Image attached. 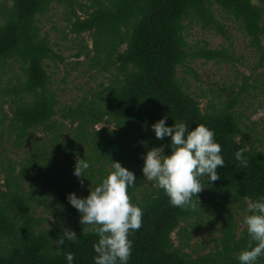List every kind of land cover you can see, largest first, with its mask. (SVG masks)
Instances as JSON below:
<instances>
[{
    "label": "trees",
    "instance_id": "16d2710c",
    "mask_svg": "<svg viewBox=\"0 0 264 264\" xmlns=\"http://www.w3.org/2000/svg\"><path fill=\"white\" fill-rule=\"evenodd\" d=\"M53 3L68 9L70 33L91 34L93 65L102 71L113 67L115 74L87 104L62 110L61 117L70 118L71 124L78 121L76 131L64 141L54 137L53 144L70 152L85 144L89 153L81 152L80 165L71 169L59 164L44 145L35 144L20 174L30 166L54 191L51 211L75 220L91 206V193L101 205L107 194L132 198L143 174L137 166L144 161L136 141H147L150 153L160 149V162L151 163L153 183L139 202L116 206L103 222L72 236L61 231V216L50 222L36 216L34 194L25 193L18 178L7 174V190L0 191V264H264V150H247L244 140H236L238 116L232 111L247 91V78L220 108L201 111L176 77L177 67L188 57L216 62L230 57L225 50L190 47L185 39L186 26L193 22L225 34L212 8L238 24L249 45L260 51L261 66L263 7L251 0H90L88 6L80 0H3L0 68L15 64L21 74L0 89L12 107L1 134H14L17 147L29 142V132L36 128L57 132L52 117L58 100L49 87L45 61L61 58L38 24ZM75 6L86 8L84 18ZM101 122L113 123L114 129L88 133ZM107 159L113 165L103 174ZM247 200L252 209L246 208ZM200 202L205 204L201 207ZM209 209L220 222V249L205 255L185 252L191 248L188 221L198 225ZM236 211H245L249 221L237 237L232 218ZM176 229L179 245L171 239Z\"/></svg>",
    "mask_w": 264,
    "mask_h": 264
},
{
    "label": "rangeland",
    "instance_id": "374dc122",
    "mask_svg": "<svg viewBox=\"0 0 264 264\" xmlns=\"http://www.w3.org/2000/svg\"><path fill=\"white\" fill-rule=\"evenodd\" d=\"M2 1L0 0V2ZM251 2L261 5L264 10V0H251ZM80 3L86 6L91 4L90 0H80ZM87 10L92 11V9ZM67 11L68 9H65L63 5L53 3L50 10L39 17L38 22L41 34L47 36L52 50L61 58V60L45 61L49 87L58 100L55 114L52 117L53 127H56L57 132L36 128L29 132L31 140L21 147H17L13 140L14 134H11L10 137L7 133L1 134V129L7 127L12 117V107L9 105V98L0 91V191L7 190L5 187L7 174L17 177V182L20 183L22 190L25 193L34 194L32 204L35 208V215L47 217L48 222L57 220L61 216L64 220L61 224V231L72 236L75 230L82 232L103 222L108 214H112L116 206L131 207L134 203L139 202L144 192L151 189L150 184L152 185L154 178V169L151 163L159 164L160 149L150 153L147 141L143 139L136 141L135 145L139 150L138 157L144 161L143 165L137 166L138 170L143 171V174L139 178L141 185L138 186L132 198L114 199L112 195L107 194L101 205L98 203L97 196L91 193L89 196L92 201L91 206L75 220L67 219L60 212L53 213L51 211L54 205L51 202L54 191L47 182H43L35 176L36 172L32 171L30 166H26L29 172L20 174L22 165H26V158L33 154L32 147L35 144L44 145L45 152L51 157L54 155L52 160H56L59 164H69L71 169L80 165L81 152L89 153L85 144H76L74 146L76 149L71 152L70 150L64 151L59 146L56 148L57 144H53L55 138H57L56 141H64L76 131L78 121L71 124L70 118L61 117L62 110L75 107L78 103L87 104L93 98V94L108 86L114 78L113 67L102 71L99 66L93 65L94 51L91 34L89 32L79 35L70 33V25L66 20ZM75 11L80 18L86 16L85 7L80 10L78 6H75ZM212 11L215 19L224 25L225 34L222 35L214 29H202L200 25L193 22L186 26L185 39L190 47L204 50H225V53L230 57L227 61L221 62L202 57H188L183 64L177 67L176 77L178 81L182 82L183 90L199 103L201 111L220 108L228 96H234L237 93L238 87L244 81L243 78L246 77L247 91L239 96L237 104L232 109L238 116L239 133L236 140L238 142L241 139L244 140L247 150H264V61L261 66L257 67L260 51L249 45V38L229 16L227 17L217 8H212ZM184 24L187 25L186 22ZM262 48L264 49L263 39ZM20 74L21 72L15 64L1 67L0 89L11 86L16 82L15 75L18 77ZM232 84L234 85L231 87ZM102 128L114 129V125L113 123H97L89 127L88 133H94ZM87 142L89 144V141ZM108 158L112 159L111 156ZM109 159L102 165L103 174L113 165ZM100 163L101 160L94 164L93 168H97ZM10 168L12 170L9 172ZM156 170L161 172L162 168L157 165ZM65 174L67 177L71 176L70 173L66 172ZM93 174L96 172L93 171ZM56 176L57 172H54L52 175L54 181H56ZM95 176L98 177L97 174ZM92 185L93 183H90L89 187ZM199 204L202 207L205 203L200 202ZM245 206L247 209L253 208L248 200L245 202ZM198 210L201 212V209ZM236 212L237 214L232 218L236 223L234 233L237 237L243 229L249 226V221L246 220L247 213L245 211ZM188 222L192 226L188 229L191 235L188 245L191 250L184 248L185 252L195 251L205 255L213 252L215 247L220 249V222L211 214L210 209L200 216L198 225H194L192 220ZM78 224L79 228L77 229L76 225ZM176 231L177 229L171 233V239L174 245H179L180 238ZM182 242H184L183 239ZM192 255L194 257L195 254L192 253Z\"/></svg>",
    "mask_w": 264,
    "mask_h": 264
}]
</instances>
